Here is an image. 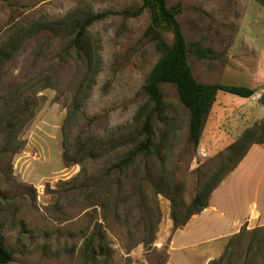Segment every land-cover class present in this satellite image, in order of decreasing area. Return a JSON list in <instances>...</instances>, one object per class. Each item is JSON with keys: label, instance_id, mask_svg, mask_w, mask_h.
<instances>
[{"label": "rangeland", "instance_id": "rangeland-1", "mask_svg": "<svg viewBox=\"0 0 264 264\" xmlns=\"http://www.w3.org/2000/svg\"><path fill=\"white\" fill-rule=\"evenodd\" d=\"M141 1L0 0V49L15 43L8 57L0 59V96L11 97L12 106L22 101L17 106L22 123L9 142L1 129L17 114L0 120V190L5 194L0 244L12 253L11 261L0 264H82L78 249L84 234L102 216L100 207L88 205L92 183L139 141L137 129L148 109L140 88L159 52L143 36L150 22L145 9L134 17L109 13L87 28L78 45L73 28L91 12H117ZM166 2L179 5L176 18L189 48L198 44L215 54L199 58L189 50L187 62L197 81L255 86L250 98L217 91L196 148L188 137V111L174 85L160 86L164 112L154 116L153 143L161 147L162 157L155 154L147 163L152 181L162 177L177 184L183 207L222 163L225 172L227 147L264 118V81L258 80L256 70L262 68V58L249 48L251 41L264 45V4ZM163 34L172 40L170 33ZM253 35L257 40H250ZM67 117L68 154L74 157L87 138L94 147L77 156L82 163L63 162L61 128ZM143 161L137 158L128 170V185L133 191L139 183L147 186V196L158 209L157 230L153 240L143 244L139 239L147 231L138 224L131 241L127 226L108 217L103 227L113 250L110 264H264V225L251 228L243 223L238 232L222 238L184 249L173 246L183 226L173 227L169 196L155 194L150 185L155 182L143 180ZM81 164L90 176L84 193L75 189ZM134 215L146 218L143 212Z\"/></svg>", "mask_w": 264, "mask_h": 264}, {"label": "trees", "instance_id": "trees-1", "mask_svg": "<svg viewBox=\"0 0 264 264\" xmlns=\"http://www.w3.org/2000/svg\"><path fill=\"white\" fill-rule=\"evenodd\" d=\"M264 4V0H259ZM147 10L149 13L150 22L143 36L155 44V49L159 52V57L155 64L150 69L145 83L141 85V91L147 96L148 109L144 113L143 122L140 123L137 133L140 139L135 143L121 159L108 167L103 174L94 178L92 183V193L88 203L93 208L100 207L102 210L101 221H94L91 228L86 234L81 246L78 249V257L82 264H110L112 261L113 250L107 240V233L103 227V223L108 217L123 222L129 233V240H135L138 235V224H144L141 228L147 234L139 240L143 244L149 243L155 236L159 216L155 202L147 196V186L140 183L133 191L132 184L128 185L127 175L137 158L144 159L143 180L152 181L149 173V165L147 161L151 160L152 156L157 154L160 157L161 147L153 143V123L154 116L161 115L164 112V103L160 86L164 83H172L177 92L180 104L187 109L189 114L187 131L189 141L196 148L199 143L201 130L205 119L211 109V105L215 100V95L218 92H225L239 97H249L254 93V89L245 85L222 84L218 82H199L191 71V67L187 62V54L189 50L197 57L203 58L206 56H214L211 48H204L195 44L193 49H190L185 37L182 33L181 26L176 18L179 5L168 6L166 0H142L141 3L132 8H125L117 12L107 10L99 12H91L84 16L74 30V42L78 45L83 39L87 28L96 20H99L109 13L121 15L123 17H134ZM163 32H168L172 36L169 42L164 37ZM15 44V43H14ZM14 44L10 45L8 50L0 49V59H6L9 53L14 50ZM9 96H0V120L10 114H17L13 119L6 120L4 124L5 136L7 142L13 138L17 131V124L22 123V109L17 108L21 102L11 105L8 101ZM78 105L73 107L78 109ZM143 111V108L140 110ZM20 121V123H19ZM70 118H65L62 123V147H63V162L68 164L82 163V159L77 156L84 155L93 151L91 143L85 139L74 150L72 157L69 153L68 141V126ZM264 143V118L259 123H254L252 126L246 127L240 134L237 140L227 147L225 155L228 167L225 172H221L222 163L203 183L201 188L196 192L192 200L182 207L180 199L177 195V184H170L160 177L155 183H150L155 194L165 193L169 196L170 201V216L173 221V227L178 229L184 226L190 217L198 214L204 209L211 197L214 189L225 178L226 174L231 172L238 163L243 159L248 149L252 144ZM78 181L75 189L83 193L88 188L90 180L89 173L81 164L80 171L75 177ZM5 201V194L0 190V204ZM136 212H143L146 218L136 219ZM12 260V253L4 245L0 244V263H7Z\"/></svg>", "mask_w": 264, "mask_h": 264}, {"label": "crops", "instance_id": "crops-1", "mask_svg": "<svg viewBox=\"0 0 264 264\" xmlns=\"http://www.w3.org/2000/svg\"><path fill=\"white\" fill-rule=\"evenodd\" d=\"M257 41H251L249 48H255L262 58V68L256 70L258 80L264 81V45ZM245 86L255 88L252 84ZM243 223L251 228L264 225V143L250 146L240 163L213 190L206 207L191 216L172 243L181 249L197 246L208 239L234 234Z\"/></svg>", "mask_w": 264, "mask_h": 264}]
</instances>
